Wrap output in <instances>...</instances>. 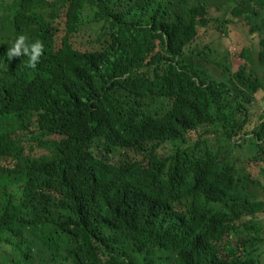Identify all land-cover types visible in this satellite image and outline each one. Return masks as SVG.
I'll list each match as a JSON object with an SVG mask.
<instances>
[{
    "label": "trees",
    "instance_id": "obj_1",
    "mask_svg": "<svg viewBox=\"0 0 264 264\" xmlns=\"http://www.w3.org/2000/svg\"><path fill=\"white\" fill-rule=\"evenodd\" d=\"M232 2L0 0V264H264L232 155L264 179V0ZM226 26L236 70L204 42Z\"/></svg>",
    "mask_w": 264,
    "mask_h": 264
},
{
    "label": "rangeland",
    "instance_id": "obj_2",
    "mask_svg": "<svg viewBox=\"0 0 264 264\" xmlns=\"http://www.w3.org/2000/svg\"><path fill=\"white\" fill-rule=\"evenodd\" d=\"M232 4H233V2H231V1H229V3H227V5L229 7L232 6ZM225 16L227 18L231 17V15L229 13ZM258 22H259V24H261L260 20ZM240 27H242V26L240 25ZM228 28H230L231 30L234 29L235 31H239V29L236 27H232V26L227 27L226 26V27H224V30H222L220 28V30H222L220 32L212 31L211 36L208 39H206V41H204V42H206V44H208V46H211L213 49V52L209 53V59L211 61H213V62H215V60L217 62H225L226 61V65L229 64L233 69L236 70L239 67V65L241 64V60L238 59L237 57L234 58L233 52L235 50V44H234L235 39H234V37H232L233 34H229ZM223 31H225V32L223 33ZM259 33H261L262 36L264 37V31L259 32ZM240 35H242V34H240ZM259 43H260V37L257 36V38L255 39V41L253 43L254 52L252 53V55L255 58H257V56H258L257 54L261 48ZM258 65H261V64H258ZM207 66L211 67V69H212L215 66V63L214 64L207 63ZM259 74L264 81V70L260 69ZM219 77L220 76H216V78H219ZM263 97H264V92L261 91L258 94L257 101H256L258 109L253 110V111H256L258 115H260L263 112V108H262V106H264ZM253 119H256V117H255V115L252 114L251 120H253ZM210 137L213 139V141L215 143L217 142V138L215 137V134L211 135ZM248 154H249V152L247 151L245 146L244 147H236V146L232 147V155L241 160V163L239 164L241 175L243 176L245 174H251L259 180L260 187H263V188L253 187L252 190L256 194L255 199L264 202V179L257 174L256 169L251 168V167L247 168V165L244 163L245 162L244 157H245V155L248 156ZM260 224L262 227H264V215H263V219L260 221ZM260 249L261 250H260V253L258 255H259V257H261V261L264 262V244L261 246Z\"/></svg>",
    "mask_w": 264,
    "mask_h": 264
},
{
    "label": "clouds",
    "instance_id": "obj_3",
    "mask_svg": "<svg viewBox=\"0 0 264 264\" xmlns=\"http://www.w3.org/2000/svg\"><path fill=\"white\" fill-rule=\"evenodd\" d=\"M43 45L39 39L34 42H27V37L24 34H19L11 42V46L6 49L5 55L10 61L13 56H20L23 54L28 57L27 66L35 67L38 57L41 54ZM3 57H0L2 59Z\"/></svg>",
    "mask_w": 264,
    "mask_h": 264
},
{
    "label": "crops",
    "instance_id": "obj_4",
    "mask_svg": "<svg viewBox=\"0 0 264 264\" xmlns=\"http://www.w3.org/2000/svg\"><path fill=\"white\" fill-rule=\"evenodd\" d=\"M232 2V0H230ZM227 3H229L228 0H216V4L219 6V4L223 5L224 7H228ZM229 19L231 17H228ZM256 35L258 36L259 34L256 33Z\"/></svg>",
    "mask_w": 264,
    "mask_h": 264
},
{
    "label": "bare ground",
    "instance_id": "obj_5",
    "mask_svg": "<svg viewBox=\"0 0 264 264\" xmlns=\"http://www.w3.org/2000/svg\"><path fill=\"white\" fill-rule=\"evenodd\" d=\"M70 8V7H69ZM77 10V9H76ZM31 13V12H30ZM77 13V12H76ZM73 15V14H72ZM41 17V16H40ZM83 18V17H82ZM37 19V18H36ZM78 19V18H77ZM78 22V21H77ZM80 22V21H79ZM49 28V27H48ZM1 29V28H0ZM74 29V28H73ZM68 41V40H67ZM225 46V45H224ZM64 49V48H63ZM67 49V48H66ZM62 50V49H61ZM69 50V49H68ZM68 50H66V51H68ZM69 52V51H68ZM71 54H74V52H72ZM77 54V53H76ZM67 55V54H66ZM69 55V54H68ZM65 60H66V58H65ZM33 97V96H32Z\"/></svg>",
    "mask_w": 264,
    "mask_h": 264
}]
</instances>
